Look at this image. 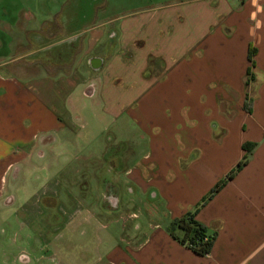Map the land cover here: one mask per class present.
I'll return each instance as SVG.
<instances>
[{"label": "crops", "instance_id": "1", "mask_svg": "<svg viewBox=\"0 0 264 264\" xmlns=\"http://www.w3.org/2000/svg\"><path fill=\"white\" fill-rule=\"evenodd\" d=\"M18 1L0 19L13 51L0 63V191L32 154L19 147L74 153L88 126L124 114L139 132L116 156L124 174L96 183L105 203L125 179L120 207L146 214L98 206V220H141L103 237L101 264H264V0ZM193 211L217 233L205 256L166 230Z\"/></svg>", "mask_w": 264, "mask_h": 264}, {"label": "rangeland", "instance_id": "2", "mask_svg": "<svg viewBox=\"0 0 264 264\" xmlns=\"http://www.w3.org/2000/svg\"><path fill=\"white\" fill-rule=\"evenodd\" d=\"M36 2L43 6L42 10L57 7L51 0ZM18 7V0H0V19L5 13L15 14ZM13 33L16 38H23L21 31L15 29ZM5 35L0 30V63L13 54L11 47L4 45ZM121 119V126L108 123L100 134L96 126L92 130L88 126L90 135L86 133L88 137L76 143L74 153H61L57 143L42 156L34 151L38 143L33 141L19 147V152L32 154L15 163L1 179L4 188L0 191V264H101L105 251L103 237L117 234L126 224L130 232L132 223L141 221L123 220L122 211L97 219L101 204L107 211L119 210L116 193L122 202L130 199L123 178L115 186L119 187L116 193L105 191V203L101 200V185L96 183L100 180L108 184L114 181V173L118 172L119 177L124 174L125 165L116 156L125 153L129 140H134L139 132L127 116L123 114ZM103 144L105 153L100 150ZM146 147L144 140H138L134 151L143 153ZM41 150L44 148L40 147ZM84 201L93 206L87 207ZM124 203L121 210L137 212L141 217L146 214L143 209L142 212Z\"/></svg>", "mask_w": 264, "mask_h": 264}, {"label": "trees", "instance_id": "3", "mask_svg": "<svg viewBox=\"0 0 264 264\" xmlns=\"http://www.w3.org/2000/svg\"><path fill=\"white\" fill-rule=\"evenodd\" d=\"M225 181L226 179L219 182L209 196L216 192ZM166 230L174 239L189 247L194 253L200 256H205L211 251L217 235L216 232H209L196 219V211L188 212L184 216L170 221L166 226Z\"/></svg>", "mask_w": 264, "mask_h": 264}]
</instances>
